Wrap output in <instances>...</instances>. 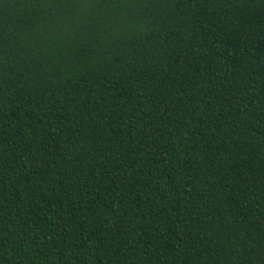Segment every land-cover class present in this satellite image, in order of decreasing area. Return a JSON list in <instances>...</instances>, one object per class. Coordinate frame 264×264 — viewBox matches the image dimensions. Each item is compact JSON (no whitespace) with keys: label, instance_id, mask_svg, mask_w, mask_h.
<instances>
[{"label":"trees","instance_id":"1","mask_svg":"<svg viewBox=\"0 0 264 264\" xmlns=\"http://www.w3.org/2000/svg\"><path fill=\"white\" fill-rule=\"evenodd\" d=\"M0 264H264V0H0Z\"/></svg>","mask_w":264,"mask_h":264}]
</instances>
